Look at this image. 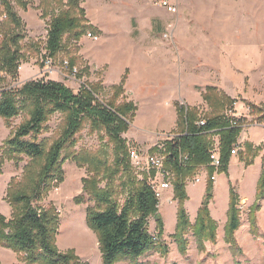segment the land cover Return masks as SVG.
<instances>
[{
	"label": "rangeland",
	"instance_id": "374dc122",
	"mask_svg": "<svg viewBox=\"0 0 264 264\" xmlns=\"http://www.w3.org/2000/svg\"><path fill=\"white\" fill-rule=\"evenodd\" d=\"M27 1L29 5L27 10H24L12 0L15 12L24 24L18 32L25 38L20 42L21 59L17 76L14 78L0 71V101L5 92H15L28 82L41 80L63 83L75 93L79 92L85 82L101 81L106 87L102 99L107 100L113 94L111 88L120 84L117 82L124 67L132 68L133 78L127 84V93L131 97L128 99L137 104L138 111L135 123L133 121L128 132L122 134L128 147L130 165L137 182H146L150 186L158 181L163 173L171 189L164 194L157 208V215L163 223L162 235L157 217H150L148 221L149 233L156 243L162 245L159 251L157 249L137 260H124L117 264H264V201L260 202L259 209L253 207L264 166V141H261L264 139V123L259 120L258 115L251 114L248 106L244 104L252 103L264 109V14H254L250 18L242 16L246 15L245 13H264V0H166L176 7L175 14L161 6L162 0H85L82 6L86 9L89 21L93 20L92 23L101 31L96 34L101 39L94 41L86 35L71 47L68 57L77 59L76 65L84 75L82 79H78L77 73H72L63 64V61L68 59L67 52L66 55L65 52L61 54L58 59H52V65L47 64V61L51 60L46 55L50 17H42L43 13L38 9L39 0ZM139 12L147 13L151 20L140 21ZM220 15L233 17L223 20ZM235 15L238 18L234 19ZM223 21L227 23L223 24ZM229 21L236 23L229 27ZM138 22L142 23V32L137 31ZM4 24V7L0 1V60L4 45ZM102 29L106 35L100 37L103 34ZM228 42L238 46L237 52L243 60L257 63L247 76V88L237 86L235 95L239 105L237 113L240 114L237 118H246L249 123L238 139L237 144H241V150L237 156L231 158L228 174H214L216 181L211 185L212 197L208 202V170L201 168L194 178L186 180V198L182 205L189 227L179 242L175 235L179 229L181 200L176 197L175 174L168 166L167 160L168 143L181 132L169 130L174 124L177 103L183 105L181 96L188 98L192 92L190 88L194 87L200 91L203 86L199 76L208 69L199 64L203 46L213 43L222 46ZM135 47H140L148 54L149 59L152 57V63L148 62L147 72H137L135 69V65L141 62V56ZM85 68L88 70H84ZM217 69H220V73L214 71L212 66L208 71L211 72L209 75L214 77L213 80H218L220 84L229 73H236L240 78L242 74L248 73L245 66L233 64ZM198 87L200 89H197ZM245 97L247 101L242 102ZM26 119V115L22 114L13 121L12 128H7L0 117V155L13 129L19 127ZM203 119L206 118L200 120ZM61 120L60 114L52 116L48 123L50 131L45 133L43 138L52 141L60 137L58 128ZM76 137L77 152H96L103 149L107 151L108 160H113V144L109 142L105 131L91 133L90 125L86 124ZM248 138L254 141V144L249 142ZM213 142V150L217 151L220 157V137L213 136ZM246 143L261 149L254 159V164L248 167L241 159V153L246 150ZM259 143L260 145H257ZM132 151L139 154L137 162L131 158ZM153 155L164 158L160 171L152 169L147 163V158ZM29 162L30 160L24 157L18 161L7 160L3 166V173L0 175V215L4 216L7 222L12 220L13 212L5 201L7 191L12 182L23 181ZM82 165L72 159L63 161V181L59 184L55 182L39 205L42 208L54 206L56 209L60 227L55 245L59 252L77 255L88 264H102L99 240L87 223V211L95 203L84 190V181L92 175L88 172L87 165ZM124 179L126 180L119 178L114 182L117 191L115 197L121 205L128 197L122 186ZM106 185L107 182L100 177L98 188L105 190ZM231 189L238 194L237 209L240 211L239 228L232 237L230 236L232 242L235 240L234 244L229 242L228 237ZM80 196L84 197V200L78 204L75 199ZM205 203L210 219L214 221L215 240H204L202 248L198 243L200 236L197 222ZM36 205L38 204L34 203V206ZM183 243L184 247L181 245ZM0 249L16 255L17 262L13 264H22L14 251L1 246ZM11 261V255L0 250V264H10Z\"/></svg>",
	"mask_w": 264,
	"mask_h": 264
},
{
	"label": "trees",
	"instance_id": "16d2710c",
	"mask_svg": "<svg viewBox=\"0 0 264 264\" xmlns=\"http://www.w3.org/2000/svg\"><path fill=\"white\" fill-rule=\"evenodd\" d=\"M4 7L5 24L3 26L4 42L0 60V71L11 77L18 74L21 59L20 42L25 38L18 32L24 27L23 20L15 12L12 0H0ZM24 10L28 8L27 0H14ZM84 0H39L38 9L43 18L50 17L48 22V40L46 55L52 59L65 52L71 72L77 69V78L84 75L77 67V59L68 57L73 44L99 30L91 25L82 6ZM56 11V12H55ZM66 37V40H65ZM53 61V60H52ZM63 61V63H64ZM84 70H88L85 68ZM125 75L119 85L111 88L113 94L107 100L102 99L106 92L104 83L85 82L78 93L63 83L54 81H31L20 90L5 92L0 101V117L7 128L13 127V121L25 114L27 119L13 129L11 137L5 142L0 155V175L7 160H20L24 157L30 162L25 168L24 179L12 182L5 201L12 208V220L7 222L0 215V246L14 251L22 264H88L77 255L61 253L55 242L59 232L60 220L54 206L40 207L53 184L63 181L62 162L72 159L87 165L92 175L84 181V190L94 202L87 211V223L99 240L102 251V264H117L120 261H134L146 253L162 246L156 243L148 231L150 217H157L162 235L163 223L157 215L159 205L151 187L146 182H137L130 165V156L126 140L122 134L128 132L133 123L137 106L126 98ZM209 106L205 125L199 126L200 109L190 108L180 103L176 105L178 127L181 132L168 143V166L175 174L176 197L181 200L179 211V229L176 240L182 241V235L189 227L183 208L186 198L185 182L194 178L201 168L208 170V190L206 201L211 199L212 177L215 173L228 174L232 150L249 123L246 118L234 116L237 99L229 97L215 87H208L202 93ZM251 114L258 115L264 123V109L247 103ZM60 114V137L43 138L50 131L48 125L52 116ZM90 125V132L105 131L109 142L113 144V160H108L106 150L77 152V135ZM220 137V167L212 165L213 136ZM241 159L246 166H252L254 159L261 151L253 144L246 143ZM82 165V166H83ZM120 175V177H119ZM107 182L105 190L98 188L99 178ZM126 178L122 186L128 197L121 205L115 197L117 194L114 182ZM56 184V183H55ZM57 184V185H58ZM122 193V192H121ZM238 194L231 189L230 212L228 223L229 242L240 225V211L237 209ZM82 203L84 197H77ZM264 201V166L256 190L255 209ZM34 203L38 205L34 206ZM199 212L197 228L198 243L203 248L204 240H215L214 221L210 219L206 207ZM231 236V237H230ZM183 247L185 243L181 244Z\"/></svg>",
	"mask_w": 264,
	"mask_h": 264
},
{
	"label": "crops",
	"instance_id": "0c3cea01",
	"mask_svg": "<svg viewBox=\"0 0 264 264\" xmlns=\"http://www.w3.org/2000/svg\"><path fill=\"white\" fill-rule=\"evenodd\" d=\"M84 2H85V0H84ZM98 13H103V12H98ZM144 13H140L138 15L139 16L138 18L140 19V21H142V20H145V21L149 20L150 21L151 20V17H149L150 15H146L147 13L146 14H144ZM222 14H224V13H222ZM245 14L246 15H242V16L245 17V18H250V16H252L254 14L255 15H259V14H264V13H245ZM235 16H234V19L238 18L237 15H235ZM220 17L224 20L225 18H229L230 19L233 16L232 15H228V16L227 15H220ZM92 22H93V20H92ZM92 22L90 21V23L93 26H95ZM218 22H220V21H218ZM229 22H230L229 23V27L233 26L236 23V22L233 23V21H229ZM222 23L226 24L227 21H223ZM138 24H139V22H138ZM150 24H152V23H150ZM138 26L139 27L137 28V31L138 32H142L144 30V29H142V23H140ZM102 31H103V29H102ZM99 32H101V31L99 30ZM104 32L105 31H103V34L100 37H103V36L106 35ZM151 33H152V25H150V28H149V34H151ZM100 39L101 38H99V40ZM227 44H228V47H227ZM227 44L220 46V45H217V44L213 43V44H209V46H203V50H201V51H203L202 52V58H200L199 64H201L204 67L206 66L208 68L207 71H205L204 73H201L202 76H199L200 83L203 86L201 87L200 91L196 90L194 87L190 88L192 90V92H191V95L188 98H186L185 96H181L183 98V100H184V102H183L184 106L190 107V108H198V109H200V119L205 118L207 116V114L209 113V111H210L209 110V106L204 101L203 96H202V93L206 90V88H208V87L218 88L220 91H223L224 93H226L229 97L238 100V98H236V96H235L236 95L237 86H241V87H243V89L247 88L246 87L247 86L246 80L248 79L247 76L250 74V72H252L253 66L257 65L256 62L249 61V60H243L240 57V55L238 54V52H237L238 51V46L236 44H233V43H230V42H228ZM135 48L138 49L139 54L141 56V62L139 64L135 65V69H137V72H139V70H140V72H147L148 71V62L152 63V57L149 59L148 56H147L148 54L147 53L145 54L144 51L142 49H140V47H138V48L135 47ZM232 64L233 65H239V66H245L246 68H248V73L242 74V77L240 78L238 76V74H236V73H233V74L229 73V72H231V70H230L228 72L229 74L225 75V76H227L225 79H224V76H222V79H224L222 84H220L221 82H219L218 80L214 81L213 80L214 77L209 75L211 73V72L208 71L210 66L213 67L214 71H216L217 73H220V69L216 70V68H220V66H223V67L228 66V65L232 66ZM125 75H127V80H126V83H125V86H124L125 87V91H126V98H127L128 101L134 102L133 100L128 99V98H131V97L127 93V91H128L127 84L130 82V79L133 78V76H132V68L131 67L130 68H128L127 66H126V68L124 67L123 72H122L117 84L119 82L121 83V81H122V79H123V77ZM104 86H105V84H104ZM188 87H189V85H188ZM197 89H200V87H198ZM242 99H243L242 102L243 101L244 102L247 101L246 97L242 98ZM238 106H239L238 103H236V105H235V112L236 113L234 114L236 117L240 116V114L238 115V113H237V107ZM243 110H244V108H243ZM174 117H175L174 124L171 126L169 131L179 130V127H178V114H177L176 109H175V116ZM135 121H136V118H135ZM135 121H134V123H135ZM242 135H243V133H242ZM248 141L252 142V141L249 140V138H248ZM261 141H264V139L261 140ZM252 143L254 144V141ZM257 145H260V143L257 144ZM0 250L2 252L6 253V254H10L11 255L12 261L10 262V264H13L14 262H17L16 255H14L13 253L11 254L8 251L3 250V249H0Z\"/></svg>",
	"mask_w": 264,
	"mask_h": 264
},
{
	"label": "built area",
	"instance_id": "2783aa9c",
	"mask_svg": "<svg viewBox=\"0 0 264 264\" xmlns=\"http://www.w3.org/2000/svg\"><path fill=\"white\" fill-rule=\"evenodd\" d=\"M161 6L168 9L169 12L175 14L177 12L176 7H173L172 5H170V3L166 0H162L161 1ZM88 38L93 39L94 41H98L99 38L96 35H93L91 33H88ZM48 65H52L53 61L52 60H48L47 61ZM67 68H68V62L64 61L63 63ZM72 73H77V69L75 68L73 70ZM199 126H204L205 125V120H200L197 123ZM241 150V144L238 143L236 144V146H234L233 150H232V157H235L238 155V153ZM131 158L133 159V161H138L139 160V154L136 151H132L131 153ZM211 159L213 161L212 165L216 168L220 167V157L217 153V151L213 150V152L211 153ZM164 158L162 156H157V155H153L151 157L147 158V163L148 165H150L152 167V169L160 171V169L163 167L164 163ZM165 175H161V178L158 179V181H155L152 185H150L155 197L158 199V201L160 202L162 200V198L164 197V194L166 192H168L171 189V185L169 184V182H167ZM213 181H216L215 177H212ZM197 181H200V179H197Z\"/></svg>",
	"mask_w": 264,
	"mask_h": 264
}]
</instances>
